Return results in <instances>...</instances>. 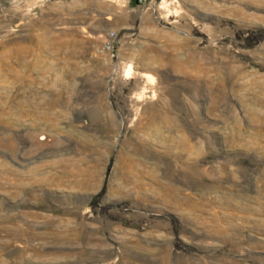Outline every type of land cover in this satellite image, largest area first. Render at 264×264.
Wrapping results in <instances>:
<instances>
[{
    "label": "rangeland",
    "instance_id": "obj_1",
    "mask_svg": "<svg viewBox=\"0 0 264 264\" xmlns=\"http://www.w3.org/2000/svg\"><path fill=\"white\" fill-rule=\"evenodd\" d=\"M0 264H264V0H0Z\"/></svg>",
    "mask_w": 264,
    "mask_h": 264
},
{
    "label": "built area",
    "instance_id": "obj_2",
    "mask_svg": "<svg viewBox=\"0 0 264 264\" xmlns=\"http://www.w3.org/2000/svg\"><path fill=\"white\" fill-rule=\"evenodd\" d=\"M140 2L142 0H139ZM112 40H113V34H109L108 37L104 41V49L110 54L111 57H113V46H112Z\"/></svg>",
    "mask_w": 264,
    "mask_h": 264
},
{
    "label": "bare ground",
    "instance_id": "obj_3",
    "mask_svg": "<svg viewBox=\"0 0 264 264\" xmlns=\"http://www.w3.org/2000/svg\"><path fill=\"white\" fill-rule=\"evenodd\" d=\"M126 72H127V74L129 75V73H128L129 71H126ZM128 75H127V77H128ZM142 75H144V76H145V74H142ZM124 76H125V75H124ZM125 77H126V76H125ZM143 78H144V77H143ZM145 78H146V76H145Z\"/></svg>",
    "mask_w": 264,
    "mask_h": 264
}]
</instances>
